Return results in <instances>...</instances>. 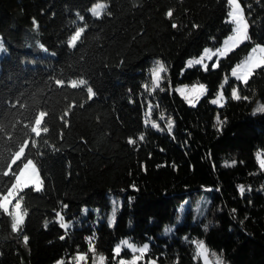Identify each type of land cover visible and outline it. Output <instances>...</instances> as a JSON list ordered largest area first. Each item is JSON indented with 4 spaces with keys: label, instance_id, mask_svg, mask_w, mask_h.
<instances>
[{
    "label": "trees",
    "instance_id": "16d2710c",
    "mask_svg": "<svg viewBox=\"0 0 264 264\" xmlns=\"http://www.w3.org/2000/svg\"><path fill=\"white\" fill-rule=\"evenodd\" d=\"M96 1L0 0L7 49L0 58V199L27 160L43 186L19 191L28 215L17 233L0 207V264H76L78 254L93 253L87 237L105 264L117 263L113 249L124 238L149 244L139 264H201L197 239L226 264H264V170L256 159L264 153V113L253 115L264 102V67L247 85L229 78L223 107L209 100L229 68L255 43L264 45V0H238L251 41L215 70L183 72L188 57L232 30L227 0H103L99 18L88 11ZM156 58L167 69L164 91L149 95ZM194 80L207 88L195 107L173 87ZM233 87L249 100H232ZM147 111L173 118L171 135L145 123ZM40 112L41 131L34 133ZM217 115L224 121L219 131ZM203 192L211 198L204 216L192 223L188 210L176 223L178 201ZM113 201L120 208L109 228ZM56 211L68 229L56 222ZM166 225H173L167 235Z\"/></svg>",
    "mask_w": 264,
    "mask_h": 264
},
{
    "label": "snow or ice",
    "instance_id": "6c2138e0",
    "mask_svg": "<svg viewBox=\"0 0 264 264\" xmlns=\"http://www.w3.org/2000/svg\"><path fill=\"white\" fill-rule=\"evenodd\" d=\"M227 4L230 6L231 10L228 11L227 16L228 20L227 23H231L233 25L232 27V34L229 35L223 42V45L220 48H217L215 52H213L209 48H205L203 50L202 55L198 59H190L186 62V68H191L194 65H201L202 69L204 71L208 70V64L205 63V61H211L213 56H216L217 63H213L211 65L212 69H216L219 65V58L225 57L233 51L235 48L239 47L241 44L251 41V36L249 34L250 24L245 19L244 11L241 8L238 0H227ZM106 7V5L103 2L98 3L93 9H91L93 16L99 18L102 14L103 9ZM166 15L171 18L172 17V10H169ZM173 28H176L177 25L173 24ZM193 27H196L195 25ZM264 67V46H262L259 43H255L254 47L251 48L247 58L241 63L237 64L235 67L231 69V76L234 77L237 81L242 82L243 84L247 85V82L249 78L254 74L255 70L260 69ZM183 72V70H182ZM161 73H167V69L164 66L163 63L160 61L156 62V67H154L151 71V88H147L145 86L146 90L149 92V95L153 91H155L157 88L161 92L164 91V88H162L160 85L163 81V77L161 76ZM225 83H227V78H225ZM220 88H224V84L220 85ZM176 91L182 96V98L185 100L186 103H188L190 106L195 107L196 103L206 94L207 88L204 84H193L191 87L185 85L183 87H180L176 89ZM231 99L232 100H249V97L247 96H240L238 94V89L236 87L232 88L231 91ZM224 100V94L222 91L217 93V96L215 99H212L210 101L213 105H218L220 107H223L222 101ZM149 109L151 110V105H149ZM257 113H264V103L257 102V107L253 109V115H256ZM150 121H145V123H149ZM224 123V121L220 120L219 115L216 117V128L217 131L220 130L221 125ZM151 127L153 129H158V125L155 122H151ZM174 127V121L171 119L167 122V129L168 133L171 135L172 129ZM159 130V129H158ZM139 139L142 141L144 139V136L141 135ZM136 141L132 138L128 139V144L133 145ZM257 159L258 163L260 165V168L264 170V159L260 158V153H257ZM235 161L232 162V165H235ZM31 186V185H30ZM43 189L42 183H37L34 186L35 191H41ZM237 189L241 196L243 197L245 188L243 185H237ZM251 189H249L250 191ZM131 199V198H130ZM10 204L11 201H9V205L0 206L3 207V213L4 214H10L13 221V227L12 231L14 233H17L21 230L22 226L25 224L26 217L28 215L27 211H21L20 207L17 206L15 208H11L10 210ZM62 208L66 209L67 205H62ZM120 208V202L119 201H113V207L112 212L108 217V226L109 228H112L116 221V214ZM86 211V210H85ZM236 210L233 209V212ZM56 216V222L60 225L62 229H68L70 227V223L65 222V217L62 214L61 211L55 212ZM49 221L45 220V228H47ZM171 228H165V235H167L169 232H171ZM205 231H207V225H205ZM67 235V232L65 233V236ZM65 236H61L60 239H65ZM90 241L89 243V251L95 253V248L93 244L91 243L93 237H87ZM29 241V237L27 235L23 236V242L25 246H27ZM193 243L196 246V252L198 256L204 257V264H209L207 256H208V248L206 247L204 241H193ZM122 247H126L129 250H131L134 255L130 261H125L124 259L119 260V264H138V262L145 256V254L149 250V244L145 243L142 247L137 248L134 244L130 243L127 239L122 240L120 244H118L113 249V258L119 256V254L122 251ZM136 253H139V255H135ZM213 256H215V253H212ZM75 260L77 264L81 261L86 260V256L84 254H79L75 257ZM106 257L104 255H100L95 258L94 264L98 261V264H105ZM58 264H63V261H58ZM148 264H156L155 260H150ZM215 264H223L222 260L216 259Z\"/></svg>",
    "mask_w": 264,
    "mask_h": 264
},
{
    "label": "rangeland",
    "instance_id": "374dc122",
    "mask_svg": "<svg viewBox=\"0 0 264 264\" xmlns=\"http://www.w3.org/2000/svg\"><path fill=\"white\" fill-rule=\"evenodd\" d=\"M100 2H103L105 5H106V1H103V0H100V1H96L95 3H92L91 4V6L88 8V11L90 12V14H92V11H91V9H93L98 3H100ZM239 2V1H238ZM240 4V3H239ZM240 6H241V4H240ZM241 8H242V6H241ZM243 9V8H242ZM231 10V8H230V6H229V11ZM93 15V14H92ZM245 16V15H244ZM246 19V18H245ZM232 27H233V25H232ZM79 33H80V30L79 31H77L70 39H69V44L70 45H73L74 44V42H75V39L77 38V36L79 35ZM232 34V31H230L228 34H226L222 39H221V41L218 43V44H216V45H208V46H206V47H204L198 54H195V55H193V56H191V57H188L186 60H185V62H184V65H183V67H182V70H185V69H187L185 66H186V62L188 61V60H190V59H198V58H200V56L202 55V53H203V50L205 49V48H209V49H211L213 52H215L216 51V49L217 48H220L222 45H223V42H224V40L229 36V35H231ZM262 46H264L263 44H261ZM252 47H254V45L252 46ZM251 47V48H252ZM251 48H250V50H251ZM236 49V48H235ZM250 50H249V52H250ZM6 51H7V49H6V47H5V44H4V42L2 41V39H1V37H0V58L3 56V54L4 53H6ZM249 52L242 58V59H240V61H238V62H236L232 67H230L229 68V72L228 73H226L224 76H223V78H222V80H221V82H220V84H219V87H218V89L216 90V92L214 93V95L212 96V97H210L209 98V100L211 101L212 99H215L216 98V96H217V93L218 92H220V91H222L223 92V94H224V100L222 101V103L224 104V102H225V98H226V94H225V92H224V90H225V85L227 84V83H225V78H227V82H228V79L229 78H234V77H232L231 76V69L233 68V67H235L237 64H239V63H241V61H243V60H245L246 58H247V56H248V54H249ZM222 58H224V57H221V58H219V62H220V60L222 59ZM217 57L216 56H213V58H212V60L211 61H205V63H207L208 64V69L209 68H212L211 67V65L213 64V63H217ZM157 61H160L161 63H162V61L159 59V58H156L154 61H153V64L151 65V67H150V78H151V71H152V69L154 68V67H156V62ZM193 67H199L201 70H203L202 69V67H201V65H194ZM204 71V70H203ZM0 74H1V71H0ZM161 76L163 77V73H161ZM235 79V78H234ZM163 80H164V78H163ZM163 82V81H162ZM204 84L205 86H206V84H205V82H202V81H199V80H194V81H191V82H181V83H178V84H176V85H174L173 87H174V91L182 98V96L176 91V89H178V88H180V87H183V86H185V85H187V86H189V87H191L193 84ZM221 84H224V88L223 89H221L220 88V85ZM161 85H162V83H161ZM160 85V86H161ZM231 91H232V89H231ZM207 93V92H206ZM206 95V94H205ZM204 95V96H205ZM203 96V97H204ZM202 97V98H203ZM183 99V98H182ZM184 100V99H183ZM185 101V100H184ZM264 103V102H263ZM188 104V103H187ZM197 104V103H196ZM189 105V104H188ZM214 106H216V107H220V106H218V105H214ZM145 121H150L148 124H150L151 125V122H155L157 125H158V129L160 130V129H162V127H165V128H167V122H168V120L169 119H171L172 121H173V118H171V117H169V116H166V115H164L163 113H161V114H159V117H158V119H156V118H153V117H151L150 116V111H147L146 113H145ZM42 118H43V113L42 112H40L39 114H38V116L36 117V119L34 120V123H33V132L34 133H39L40 131H41V123H42ZM160 120H162V123H163V125L160 123ZM157 129V130H158ZM22 152H23V150H20L16 155H15V157H14V159H13V161H12V164L16 161V160H18L20 157H21V155H22ZM258 153H260V158L261 159H264V153H261V152H258ZM256 159H257V154H256ZM257 162H258V159H257ZM259 164V163H258ZM260 166V165H259ZM37 183H40V176H39V172H38V170H37V168H36V166H35V164L31 161V160H27V161H25V162H23L22 163V166H21V169H20V171L17 173V175H16V177H15V180H14V182H13V184H12V186L10 187V188H8V190L5 192V193H3L2 194V196H1V199H0V206H4V205H9V201H11V204H10V210H11V208H15V207H17V206H19L20 207V210L22 211V205H21V200H20V198L18 197V193H19V191L20 190H22V189H24V188H27V187H31V188H33L34 189V186L37 184ZM31 185V186H30ZM210 201H211V198H210V195L208 194V193H205V192H203V193H201L199 196H197L194 200H191L190 199V197L189 196H186L185 198H183V199H180L179 201H178V203H177V209H178V215H177V218H176V223L178 222H183L184 221V219H185V215H186V212L188 211V210H191V217H190V221L192 222V223H194V222H196V221H198V220H200L203 216H204V214H205V212L207 211V209H208V207H209V205H210ZM2 209H3V207H1ZM111 212H112V209L110 210V212H109V215L111 214ZM10 215V214H9ZM109 215H108V217H109ZM10 217H11V215H10ZM11 221H12V217H11ZM173 225H166L165 227H164V230H165V228H171ZM12 227H13V221H12ZM125 239H127V238H124V239H122V240H125ZM122 240H120L119 241V243L118 244H120V242L122 241ZM128 240V239H127ZM130 243H132V244H134L137 248H139V247H142L145 243H147V242H143V243H137V242H134V241H131V240H128ZM194 241H199L198 239L197 240H194ZM117 244V245H118ZM116 245V246H117ZM195 245V244H194ZM115 246V247H116ZM195 248H196V246H195ZM125 250H127L129 253H130V255H128V256H124V255H122V253L125 251ZM80 254H83V253H80ZM196 254H197V252H196ZM79 255V254H78ZM101 254L100 253H92L91 254V257L90 258H87L86 257V260L85 261H81V262H79V264H94V261H95V258L96 257H98V256H100ZM120 256H119V258L117 259V263L116 264H119V260L120 259H124L125 261H130L131 259H132V257H133V255H134V253L131 251V250H129L128 248H126V247H122V251H121V253L119 254ZM135 255H139V253H136ZM146 255V254H145ZM198 256V255H197ZM199 258H200V261H201V264H204V257H201V256H198ZM207 259H208V262H209V264H215V261H216V259H220V260H222L219 256H213L209 251H208V256H207ZM145 261V256L139 261V262H141V261ZM150 260H155V259H148V260H146V264H148V262L150 261ZM156 261V260H155ZM139 262H138V264H139ZM222 262H223V264H226L225 262H224V260H222ZM76 264H77V262H76ZM96 264H98V261L96 262ZM156 264H158V262L156 261Z\"/></svg>",
    "mask_w": 264,
    "mask_h": 264
}]
</instances>
